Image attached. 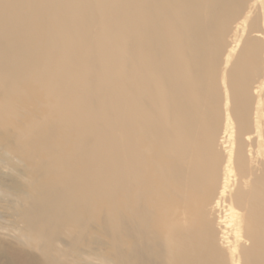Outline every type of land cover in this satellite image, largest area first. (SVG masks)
<instances>
[{
  "label": "bare ground",
  "instance_id": "6f19581e",
  "mask_svg": "<svg viewBox=\"0 0 264 264\" xmlns=\"http://www.w3.org/2000/svg\"><path fill=\"white\" fill-rule=\"evenodd\" d=\"M0 264H264V0H0Z\"/></svg>",
  "mask_w": 264,
  "mask_h": 264
}]
</instances>
